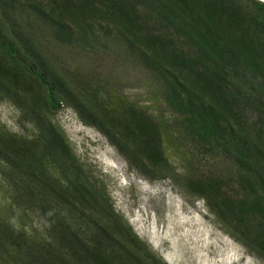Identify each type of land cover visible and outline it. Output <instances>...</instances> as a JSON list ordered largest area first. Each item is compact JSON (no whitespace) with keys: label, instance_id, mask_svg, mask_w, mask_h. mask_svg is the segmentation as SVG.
Instances as JSON below:
<instances>
[{"label":"trees","instance_id":"1","mask_svg":"<svg viewBox=\"0 0 264 264\" xmlns=\"http://www.w3.org/2000/svg\"><path fill=\"white\" fill-rule=\"evenodd\" d=\"M55 50L113 73H68ZM125 72L143 102L116 89ZM4 103L25 132L0 125V264H167L76 156L65 108L264 264V2L0 0Z\"/></svg>","mask_w":264,"mask_h":264},{"label":"rangeland","instance_id":"2","mask_svg":"<svg viewBox=\"0 0 264 264\" xmlns=\"http://www.w3.org/2000/svg\"><path fill=\"white\" fill-rule=\"evenodd\" d=\"M51 57L68 73L101 79L113 73L109 58L93 60L61 50ZM120 77L116 89L143 102L142 78L132 72ZM56 121L76 156L107 186L116 210L167 264H262L215 226L200 202L186 199L168 182L151 183L128 170L102 134L82 124L71 109H63ZM18 124L16 112L1 104L0 125L24 133Z\"/></svg>","mask_w":264,"mask_h":264},{"label":"water","instance_id":"3","mask_svg":"<svg viewBox=\"0 0 264 264\" xmlns=\"http://www.w3.org/2000/svg\"><path fill=\"white\" fill-rule=\"evenodd\" d=\"M258 1H260V2H264V0H258Z\"/></svg>","mask_w":264,"mask_h":264}]
</instances>
